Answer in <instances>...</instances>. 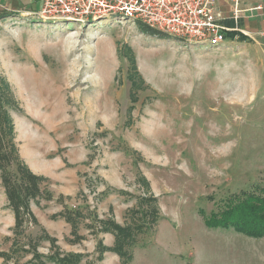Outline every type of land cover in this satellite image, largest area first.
Wrapping results in <instances>:
<instances>
[{
	"label": "rangeland",
	"instance_id": "rangeland-1",
	"mask_svg": "<svg viewBox=\"0 0 264 264\" xmlns=\"http://www.w3.org/2000/svg\"><path fill=\"white\" fill-rule=\"evenodd\" d=\"M39 10L0 11V80L13 103L0 264H59L68 254L100 264L99 221H114L105 201L126 207L124 227L150 196L158 219L129 248V264H264V237L207 229L199 214L264 188V35L185 47L133 23L61 24ZM29 173L41 180L16 228L1 176L24 190Z\"/></svg>",
	"mask_w": 264,
	"mask_h": 264
},
{
	"label": "trees",
	"instance_id": "trees-1",
	"mask_svg": "<svg viewBox=\"0 0 264 264\" xmlns=\"http://www.w3.org/2000/svg\"><path fill=\"white\" fill-rule=\"evenodd\" d=\"M228 26L231 28L230 24ZM137 28L142 34L156 37L158 39L166 38L161 33L151 30L141 24H137ZM226 37L230 39L238 37L240 40L247 39L246 36L235 31L227 33ZM8 93L9 90L7 84L3 80H0V163L7 159V156L2 153V149L6 147L4 142L6 137L9 142L8 145L13 151V147L10 145L11 140L8 138V135L10 137L12 134V123L8 114L4 110L5 107H9L10 103L13 106L11 99L8 101ZM27 176L30 179V184H28V188H25L24 190L19 189V186L10 187L9 180L6 179V176H1L7 200L15 215L16 228H19L22 223L20 215L22 213L24 214V212L28 213V199L37 194V189H35V185L33 183L41 180L30 173L27 174ZM140 182L148 192L149 186L147 181L142 178L140 179ZM255 188L256 187H254V189ZM258 192L259 194H256L255 192H241L242 195L240 197L235 196L233 198H228L221 210L218 212H212L209 216L205 215L203 211H199L200 216L203 218L205 227L207 229H232L236 233H241L242 235L251 238L264 237V188H260ZM118 193L131 197L130 194L122 191H119ZM142 206L145 207V209H142L139 212V207ZM158 215L159 210L157 200L153 196H150L140 199L138 209L130 211L131 222L127 226L122 227L112 220L99 221V233H109L113 235L114 245L112 248H106L103 246L101 241H98L96 246L98 261L102 259L104 253L110 252L119 257L121 264H129L131 259L129 248L135 244L139 235L153 229L157 222ZM66 220L70 221L72 224L69 216ZM81 257L82 256L79 254H68L63 256L58 262L59 264H78ZM33 259H38V264H44L41 262L42 256L33 257Z\"/></svg>",
	"mask_w": 264,
	"mask_h": 264
},
{
	"label": "built area",
	"instance_id": "built-area-1",
	"mask_svg": "<svg viewBox=\"0 0 264 264\" xmlns=\"http://www.w3.org/2000/svg\"><path fill=\"white\" fill-rule=\"evenodd\" d=\"M237 14L238 0H233ZM43 21L77 23L115 20L141 24L179 44L218 49L232 32L222 24L215 0H40Z\"/></svg>",
	"mask_w": 264,
	"mask_h": 264
},
{
	"label": "crops",
	"instance_id": "crops-1",
	"mask_svg": "<svg viewBox=\"0 0 264 264\" xmlns=\"http://www.w3.org/2000/svg\"><path fill=\"white\" fill-rule=\"evenodd\" d=\"M232 2L233 0H215V9L221 15L222 24L249 38L264 35V0H238L237 14L234 13ZM39 9L40 0H0V11L7 14L31 16ZM229 24L231 28H229ZM104 204L108 208L110 204L113 206V219L116 223L122 224L121 214L126 207H117L111 197ZM101 241L106 248H112L114 245V237L110 234L103 235ZM100 264H120V260L114 253L106 252L103 254Z\"/></svg>",
	"mask_w": 264,
	"mask_h": 264
},
{
	"label": "bare ground",
	"instance_id": "bare-ground-1",
	"mask_svg": "<svg viewBox=\"0 0 264 264\" xmlns=\"http://www.w3.org/2000/svg\"><path fill=\"white\" fill-rule=\"evenodd\" d=\"M45 21H47V20H45ZM49 22V21H48ZM121 22V21H120ZM123 22V21H122ZM121 24V23H120ZM122 25V24H121Z\"/></svg>",
	"mask_w": 264,
	"mask_h": 264
}]
</instances>
